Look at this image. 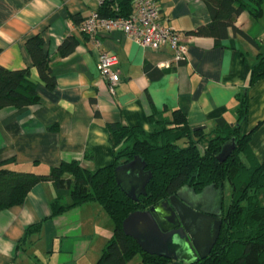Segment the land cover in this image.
<instances>
[{
	"label": "crops",
	"instance_id": "1",
	"mask_svg": "<svg viewBox=\"0 0 264 264\" xmlns=\"http://www.w3.org/2000/svg\"><path fill=\"white\" fill-rule=\"evenodd\" d=\"M105 1L0 0V65L28 67L40 95L39 102L20 109L0 108V161L12 158L7 167L18 171L45 172L72 160L95 170L113 159L106 123L120 122L149 132L154 121L171 118L177 109L190 126L209 131L219 118L236 123L238 97L243 93L248 108L240 129L251 131L249 147L263 161L264 78L249 83L259 49L231 28L218 45L211 36L190 34L211 20L202 0H156L162 23L180 33L187 46L183 61H172L167 44L145 48L120 30L98 35L96 46L78 26L91 13H104ZM109 5L119 8L116 0ZM234 25L263 47L264 11L254 18L245 10ZM34 35L43 38L50 58L52 89L44 87L25 48L26 39ZM67 35L78 42L62 57L58 46ZM101 48L117 56L120 81L114 94L97 69ZM54 195L53 183L41 182L21 204L0 210V264L96 263L112 235L108 214L97 201H89L50 217ZM38 222L40 230L25 237V229ZM138 260L132 264H140Z\"/></svg>",
	"mask_w": 264,
	"mask_h": 264
},
{
	"label": "trees",
	"instance_id": "2",
	"mask_svg": "<svg viewBox=\"0 0 264 264\" xmlns=\"http://www.w3.org/2000/svg\"><path fill=\"white\" fill-rule=\"evenodd\" d=\"M102 16H127L132 10L131 0H116L118 10L109 6ZM211 14L205 25L190 34L211 36L218 45L231 28L259 49L257 61L250 67V84L264 78V45L260 46L243 29L234 25L237 16L249 12L259 18L264 0H202ZM78 40L67 35L58 46L60 56L70 54ZM25 48L46 89L55 86L50 58L39 35L26 39ZM39 85L29 76V68L9 69L0 65V108L17 109L39 102ZM248 98L238 97L236 123L230 125L219 118L213 129L190 126L185 114L174 110L171 118L154 121L151 131L138 126L108 122L113 147V159L95 170L76 161H61L45 172L18 171L7 167L13 159L0 161V210L21 204L29 190L38 183L50 181L55 195L50 201V217L89 201H97L113 224L112 235L104 245L95 264H167L169 259L148 254L122 230L123 219L131 212L147 210L182 187L200 192L208 185L215 188L230 185V201L222 205L221 228L209 255L194 264H264V160L255 158L249 147L251 131H242L247 117ZM231 138L235 145L224 161L217 155ZM138 157L150 172L145 194L134 201L126 196L115 181V168ZM69 197L70 201H66ZM41 223L29 225L25 237L39 231Z\"/></svg>",
	"mask_w": 264,
	"mask_h": 264
},
{
	"label": "water",
	"instance_id": "3",
	"mask_svg": "<svg viewBox=\"0 0 264 264\" xmlns=\"http://www.w3.org/2000/svg\"><path fill=\"white\" fill-rule=\"evenodd\" d=\"M234 145L231 138L217 159L224 161ZM150 175L138 157L115 168L117 185L134 201L145 194ZM222 205V187L211 184L195 192L185 186L147 210L129 213L122 230L142 251L169 259L167 264H194L209 255L218 238Z\"/></svg>",
	"mask_w": 264,
	"mask_h": 264
},
{
	"label": "built area",
	"instance_id": "4",
	"mask_svg": "<svg viewBox=\"0 0 264 264\" xmlns=\"http://www.w3.org/2000/svg\"><path fill=\"white\" fill-rule=\"evenodd\" d=\"M78 29L92 38L96 46L99 44L98 35L120 30L145 48L158 49L167 44L172 50V61L175 63L187 57V46L183 43L180 33L162 23L156 0H132V10L127 16H101L98 12H93L79 23ZM116 64L117 56L114 52L103 48L99 50L97 69L106 79L110 94H114L120 81ZM165 66H170V63Z\"/></svg>",
	"mask_w": 264,
	"mask_h": 264
},
{
	"label": "rangeland",
	"instance_id": "5",
	"mask_svg": "<svg viewBox=\"0 0 264 264\" xmlns=\"http://www.w3.org/2000/svg\"><path fill=\"white\" fill-rule=\"evenodd\" d=\"M230 201V185L229 182L226 180L224 182V186H223V206L224 208H226L229 204ZM136 259H134L131 264L135 261Z\"/></svg>",
	"mask_w": 264,
	"mask_h": 264
}]
</instances>
